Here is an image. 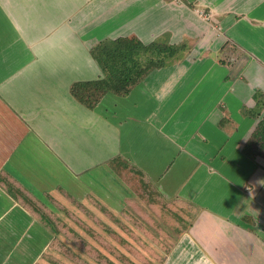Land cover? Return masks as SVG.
Wrapping results in <instances>:
<instances>
[{"label":"crops","instance_id":"0c3cea01","mask_svg":"<svg viewBox=\"0 0 264 264\" xmlns=\"http://www.w3.org/2000/svg\"><path fill=\"white\" fill-rule=\"evenodd\" d=\"M118 38L176 50L89 108L71 86ZM263 121L264 0H0V264H46L56 203L120 211L141 178L188 218L164 264H264Z\"/></svg>","mask_w":264,"mask_h":264},{"label":"rangeland","instance_id":"374dc122","mask_svg":"<svg viewBox=\"0 0 264 264\" xmlns=\"http://www.w3.org/2000/svg\"><path fill=\"white\" fill-rule=\"evenodd\" d=\"M133 182L134 199L120 211L94 198L56 203V239L46 264H164L185 228L182 208L144 179Z\"/></svg>","mask_w":264,"mask_h":264},{"label":"trees","instance_id":"16d2710c","mask_svg":"<svg viewBox=\"0 0 264 264\" xmlns=\"http://www.w3.org/2000/svg\"><path fill=\"white\" fill-rule=\"evenodd\" d=\"M176 48L156 43L144 44L139 40L118 38L103 42L94 50L103 77L92 81H78L72 84L71 93L81 103L93 108L108 92L119 95L128 94L131 88L142 81L148 71L163 65ZM260 135L264 145V121L260 126ZM120 165L127 168L123 161ZM183 226L188 218L183 214Z\"/></svg>","mask_w":264,"mask_h":264}]
</instances>
